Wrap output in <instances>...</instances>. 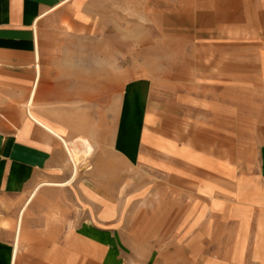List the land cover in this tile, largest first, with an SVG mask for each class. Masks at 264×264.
<instances>
[{"label":"crops","instance_id":"0c3cea01","mask_svg":"<svg viewBox=\"0 0 264 264\" xmlns=\"http://www.w3.org/2000/svg\"><path fill=\"white\" fill-rule=\"evenodd\" d=\"M111 1L0 0V264H111L109 246L79 238L77 226L69 228L75 233L62 239L40 233L62 231L59 224L23 223L29 208L58 206V199L62 200V187L68 185L47 183L71 176L65 140L84 137L96 151L112 148L123 160L156 148L155 142L165 144L171 156L196 166L204 161L225 163L158 129L145 88L149 78L124 83L127 89L113 98V106L109 76L93 78L98 86L89 93V70L109 67L89 64V32L99 28L97 24L107 27ZM175 1L167 9V22L180 24L183 38L214 40V47L204 52L214 56V71L208 78L229 91L215 93L213 101L229 103L231 118L238 117L239 102L261 104L252 113L264 118V0ZM241 87L252 89L239 99ZM253 133L263 137L248 158L243 144H230L236 151V166L231 165L255 166L254 174L233 175L230 187L248 197V209L264 203V124ZM85 181L89 190V174ZM23 225L28 233L20 239ZM79 240L85 252L78 261Z\"/></svg>","mask_w":264,"mask_h":264},{"label":"rangeland","instance_id":"374dc122","mask_svg":"<svg viewBox=\"0 0 264 264\" xmlns=\"http://www.w3.org/2000/svg\"><path fill=\"white\" fill-rule=\"evenodd\" d=\"M173 1H111L107 27L94 24L89 32L94 52L89 49V64H109L108 69L89 70V93L98 86L93 78L109 76L113 106V98L127 89L124 83L149 78L145 88L158 129L225 163L204 161L196 166L171 156L165 144L155 142L156 148L128 160L112 148L102 152L92 148L79 160L74 180L62 187L59 205L31 207L23 223L59 224L62 231L40 233L62 239L77 226L79 238L109 246L111 264H264V203L248 209V197L238 194V188L230 189L233 175L255 173L254 165L235 168L236 151L231 146L243 144L244 156H250L263 137L253 133L264 124V118L252 113L261 104L239 102L238 117L231 118L229 103L213 101L215 93L229 91L208 78L214 56L204 52L214 47V40L183 38L181 25L167 22ZM251 89L238 88V98ZM25 228L20 239L28 233ZM84 252L79 240L78 261Z\"/></svg>","mask_w":264,"mask_h":264},{"label":"bare ground","instance_id":"6f19581e","mask_svg":"<svg viewBox=\"0 0 264 264\" xmlns=\"http://www.w3.org/2000/svg\"><path fill=\"white\" fill-rule=\"evenodd\" d=\"M31 117V116H30ZM68 156L70 161L72 162V172L71 176L68 180L60 183H47L50 185H60V186H65L69 185L75 178V175L77 173V165L79 163V160L81 159L82 156H88L92 150V146L90 142H88V139L84 137H79L74 141H69L67 142L66 140L64 141ZM20 223H21V215L19 216V223H18V228L17 233H16V245L19 239V232H20ZM14 255V254H13ZM15 259V258H14ZM13 261V260H12Z\"/></svg>","mask_w":264,"mask_h":264}]
</instances>
